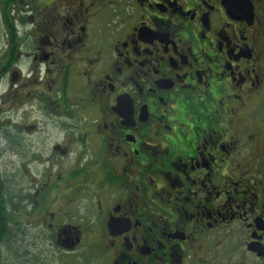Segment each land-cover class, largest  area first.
Returning <instances> with one entry per match:
<instances>
[{
    "label": "flooded vegetation",
    "instance_id": "af4514ba",
    "mask_svg": "<svg viewBox=\"0 0 264 264\" xmlns=\"http://www.w3.org/2000/svg\"><path fill=\"white\" fill-rule=\"evenodd\" d=\"M0 264H264V0H0Z\"/></svg>",
    "mask_w": 264,
    "mask_h": 264
},
{
    "label": "rangeland",
    "instance_id": "374dc122",
    "mask_svg": "<svg viewBox=\"0 0 264 264\" xmlns=\"http://www.w3.org/2000/svg\"><path fill=\"white\" fill-rule=\"evenodd\" d=\"M34 107H35V109H33L34 111L31 112L30 106H29V108L26 110V112H24L23 114L20 113L16 117V119L13 117L12 120L13 121L16 120V122H17V124L19 126H35V127L38 128V132H46L47 131L46 128L49 127L50 128V132L53 133V134H51L53 140H49L48 142H55L58 139H61V135L59 134V131H53L51 129V126H53V125L52 124H49L47 122V120L45 119L43 113H39V112L36 111V107H37L36 104H35ZM52 119L56 120V122L59 121V125H61V119L60 118L52 117ZM55 126H57V125L55 124ZM37 137H38V135H35L33 137V139H29V140L34 141V147H36L38 141L39 142H42ZM8 160H9L8 157H6L5 159H3L4 163L7 162ZM40 169H42V168L41 167H39V168L33 167V173L35 174ZM18 175H20V174H18ZM19 177H22V176H19ZM52 254H54L53 253V250H52Z\"/></svg>",
    "mask_w": 264,
    "mask_h": 264
}]
</instances>
